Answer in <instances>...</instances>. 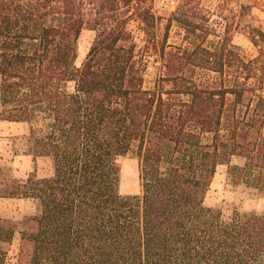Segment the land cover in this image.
<instances>
[{
    "label": "trees",
    "instance_id": "trees-1",
    "mask_svg": "<svg viewBox=\"0 0 264 264\" xmlns=\"http://www.w3.org/2000/svg\"><path fill=\"white\" fill-rule=\"evenodd\" d=\"M195 1L163 27L154 0H0V121L29 123V153L53 163L0 188L38 204L21 225L0 217V264L17 233L16 264H264V214L206 205L221 164L264 192V25H246L248 56ZM85 28L97 37L77 66ZM148 53L164 67L153 89ZM134 151L142 193L124 196Z\"/></svg>",
    "mask_w": 264,
    "mask_h": 264
},
{
    "label": "rangeland",
    "instance_id": "rangeland-1",
    "mask_svg": "<svg viewBox=\"0 0 264 264\" xmlns=\"http://www.w3.org/2000/svg\"><path fill=\"white\" fill-rule=\"evenodd\" d=\"M182 0H154L155 9L159 15L167 19ZM202 6L212 11V19L219 20L224 16L230 26L229 36L233 42L243 49L248 56H257L258 49L251 41L249 29L246 25H264V0H201ZM199 0L194 3L197 4ZM244 6H250L244 9ZM133 30L139 44L143 47V34L133 25ZM161 29V35L164 34ZM97 32L85 28L79 39V51L82 55L77 59V66H81L87 54L96 40ZM185 31L176 22L170 30L169 44L182 45ZM147 70L145 74V86L149 89L156 87L158 79L164 73V67L160 57L154 53L146 56ZM1 84V77H0ZM74 82L68 84V89H74ZM30 124L27 122H0V188L3 189L9 179L25 181L30 174L36 173L40 178H46L53 174V163L49 157H34L28 150V136ZM122 165L121 194L124 196L140 195L141 185V161L134 151L120 159ZM244 159L235 156L232 164L243 165ZM206 205L221 209L227 216L235 210L243 214H264V192L252 187L244 181H236L229 173V165L221 164L211 185L206 198ZM38 210V204L31 198L1 197L0 217L14 220L20 225L33 216ZM20 245V234L17 233L10 246L9 264H16Z\"/></svg>",
    "mask_w": 264,
    "mask_h": 264
},
{
    "label": "bare ground",
    "instance_id": "bare-ground-1",
    "mask_svg": "<svg viewBox=\"0 0 264 264\" xmlns=\"http://www.w3.org/2000/svg\"><path fill=\"white\" fill-rule=\"evenodd\" d=\"M81 55H82V51L80 50V51H79V58L81 57Z\"/></svg>",
    "mask_w": 264,
    "mask_h": 264
},
{
    "label": "crops",
    "instance_id": "crops-1",
    "mask_svg": "<svg viewBox=\"0 0 264 264\" xmlns=\"http://www.w3.org/2000/svg\"><path fill=\"white\" fill-rule=\"evenodd\" d=\"M0 110H1V106H0ZM1 122V121H0ZM244 164V163H243Z\"/></svg>",
    "mask_w": 264,
    "mask_h": 264
}]
</instances>
